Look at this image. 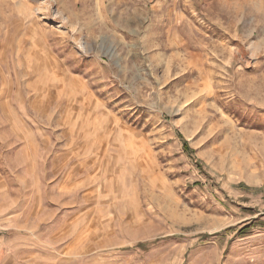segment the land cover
Segmentation results:
<instances>
[{
    "label": "rangeland",
    "instance_id": "obj_1",
    "mask_svg": "<svg viewBox=\"0 0 264 264\" xmlns=\"http://www.w3.org/2000/svg\"><path fill=\"white\" fill-rule=\"evenodd\" d=\"M0 264H264V0H0Z\"/></svg>",
    "mask_w": 264,
    "mask_h": 264
},
{
    "label": "trees",
    "instance_id": "obj_2",
    "mask_svg": "<svg viewBox=\"0 0 264 264\" xmlns=\"http://www.w3.org/2000/svg\"><path fill=\"white\" fill-rule=\"evenodd\" d=\"M183 145H184V148L186 147V143L185 142H183ZM140 247H145V244H141L140 243V245H139Z\"/></svg>",
    "mask_w": 264,
    "mask_h": 264
}]
</instances>
